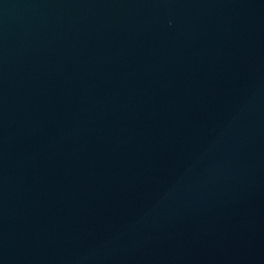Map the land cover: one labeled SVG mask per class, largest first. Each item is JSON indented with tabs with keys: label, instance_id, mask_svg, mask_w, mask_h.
<instances>
[{
	"label": "water",
	"instance_id": "water-1",
	"mask_svg": "<svg viewBox=\"0 0 264 264\" xmlns=\"http://www.w3.org/2000/svg\"><path fill=\"white\" fill-rule=\"evenodd\" d=\"M0 264H264V0H0Z\"/></svg>",
	"mask_w": 264,
	"mask_h": 264
}]
</instances>
